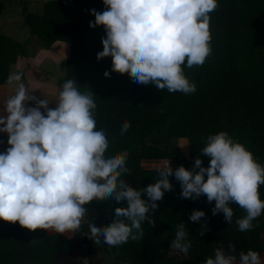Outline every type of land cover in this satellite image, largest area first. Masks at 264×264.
<instances>
[{
	"label": "trees",
	"instance_id": "obj_1",
	"mask_svg": "<svg viewBox=\"0 0 264 264\" xmlns=\"http://www.w3.org/2000/svg\"><path fill=\"white\" fill-rule=\"evenodd\" d=\"M5 2L0 0V10ZM23 4V26L42 47L47 49L56 41L68 44L63 74L56 83L62 91L71 79L81 93H92L97 106L96 130H104L109 141L105 157L126 154L129 173L120 179L130 186L140 190L159 179L157 170L140 166L144 158H167L173 169L184 166L192 170L196 158L204 167L210 166L211 158L202 155L201 149L208 136L221 131L245 145L264 166V0H218L219 7L210 13L211 54L202 66L182 65L190 82L197 85L196 92L190 94L159 90L151 83L138 84L127 73L111 71V57L98 61L106 30L103 26L92 28L90 22H95L92 9L100 13L107 10L103 0H44L35 10ZM29 42L14 39L0 25V83H7L18 57L27 58ZM106 71L111 73L109 78ZM125 121L131 126L122 135ZM181 139H187L186 152ZM169 179L173 190L166 191L157 201L158 209L148 213L155 227L145 220L143 239H129L120 246L102 243L109 259L106 264H203L214 258L217 248L229 253L231 245L236 247L237 260L241 251L249 249L262 256L264 213L253 221L258 226L241 232L236 220L246 212L239 205L230 203L234 216L229 224L223 212L213 215L215 201L209 203L206 195L195 200L182 198L180 182L174 175ZM259 193L264 200V184ZM143 198L148 199L146 193ZM127 206L126 200H93L85 205L81 231L71 236L44 229L32 231L19 222L0 219V264H84L83 258L89 264H102L94 254V245L86 243L87 248H82L80 233L88 237V223L109 226L115 219V208ZM196 210L205 212L199 222L190 219ZM181 223L192 244L187 255L171 249Z\"/></svg>",
	"mask_w": 264,
	"mask_h": 264
},
{
	"label": "clouds",
	"instance_id": "obj_2",
	"mask_svg": "<svg viewBox=\"0 0 264 264\" xmlns=\"http://www.w3.org/2000/svg\"><path fill=\"white\" fill-rule=\"evenodd\" d=\"M103 13L91 10L95 22L103 26V51L97 59L112 58V70L129 74L138 84H153L169 92L195 93L182 65L202 66L212 52L210 13L218 0H103ZM24 73L13 71L7 83L15 89L0 117V132L9 136L10 147L0 153V219L29 230H52L60 234L81 231L85 205L93 200L127 201V207L115 208L109 226L89 224L88 236L95 242L120 246L131 239L144 238L142 222L155 227L148 213L155 212L166 191H172L169 177L175 176L182 187L181 197L198 199L206 195L215 201L213 215L224 213L231 224L235 203L246 215L236 220L239 231L248 232L258 225L253 221L264 213L259 186L264 184V166L245 145L226 131L207 137L202 155L210 157V166L196 158L192 170L171 167L165 161L156 170L159 179L137 190L120 177L129 173L126 154L106 158L109 141L104 130H96L92 93H81L76 81L67 80L49 108V99H37L22 81ZM109 78L111 73H104ZM35 101L36 107H26ZM41 109H44L42 113ZM46 113V114H45ZM125 121L123 135L130 128ZM199 169V171H197ZM205 176L207 179L205 180ZM146 193L147 200L143 198ZM205 212L194 211L190 219L199 222ZM203 236L204 232H200ZM185 224L177 225L171 249L188 254L192 247ZM235 245L230 252L217 248L203 264H237ZM172 254V253H170ZM239 264H264L260 253L249 249L239 254Z\"/></svg>",
	"mask_w": 264,
	"mask_h": 264
},
{
	"label": "crops",
	"instance_id": "obj_3",
	"mask_svg": "<svg viewBox=\"0 0 264 264\" xmlns=\"http://www.w3.org/2000/svg\"><path fill=\"white\" fill-rule=\"evenodd\" d=\"M44 1V0H42ZM41 1V2H42ZM23 2L26 3V8L28 10H35L38 8L37 4L30 7L28 0H6V4L3 6V8L1 7L0 10V25L3 26L4 30L7 32V34L11 35L14 39L19 40L16 36V34H14V32L17 33V30H19V33L22 34V27H23V15H22V11H23V7L24 4ZM37 6V7H36ZM21 41V40H19ZM67 43L63 42V41H56L54 42L48 49H46L45 51H39V54H43L46 57L50 56V53L53 54V56H57L56 53H54V51L52 50L53 47H59L64 49L65 47H67V45H65ZM68 48V53H69V46ZM46 52V54H45ZM42 56V57H45ZM68 56V55H67ZM45 57V58H46ZM25 57H18L16 60L15 65L13 66V71H18V72H23L24 75L22 77V81L23 83H25L27 89L29 92H32V95L35 96L37 99L39 100H43L46 98L49 99V101H51L49 103V108L55 109L57 107L56 104V100L58 99L59 96V92L60 89L56 83V78L53 76H42V77H37L32 75V70H34L36 68V66L34 67L32 65L31 62H27L28 64L26 65L25 68L22 69V66L18 67V62L19 59L22 60ZM55 58V57H54ZM28 61H33L32 59L28 60ZM21 62V61H20ZM28 69H31V71L28 73ZM11 71V72H13ZM15 94V89L13 87H11L10 85H8V83L5 82H1L0 83V117H6L7 116V112H6V102L9 99V97H11L12 95ZM26 107H36V103L35 101H29L26 104ZM42 113H44V109H41ZM46 114V113H45ZM0 127H4L3 125H0ZM8 139L9 136L7 133H2L0 132V153H4L6 152V150L10 147V145L8 144ZM48 233H54L55 231L52 230H46ZM73 233H64L62 235L64 236H71ZM83 232L80 233V238L83 240L84 238H88V237H83ZM88 240V239H86ZM87 243V242H86ZM83 245V244H82ZM174 253H178L180 254L179 251H174ZM261 258L262 260H264V252H262L261 254ZM237 264H239V260H237Z\"/></svg>",
	"mask_w": 264,
	"mask_h": 264
},
{
	"label": "rangeland",
	"instance_id": "obj_4",
	"mask_svg": "<svg viewBox=\"0 0 264 264\" xmlns=\"http://www.w3.org/2000/svg\"><path fill=\"white\" fill-rule=\"evenodd\" d=\"M41 1L42 0H28V3L30 5V7H32L36 4L38 6ZM14 34H16V35L19 34L16 37L21 41H25L28 39L30 40L29 45H28L27 58H23L22 60L19 59V62H18L19 69L21 66H22V69L25 68L26 65L29 62H31L34 67L36 66V68L34 70H32V75H34V76L42 77L45 75H48V76L51 75V76L57 78L59 75L63 74L64 61L68 55V48H67L68 45L67 44H65V45H67V47H65L64 49H62L60 47L58 49V47H56V46L53 47L52 50L54 51V53H56V55L58 54L57 56H54L55 58L51 57V56H53V54H51V53H50L49 57H46L43 54H39V51H41V50L45 51L46 48L41 46L39 39L37 37L33 36V38H32L31 34L29 33V31L27 30V28L25 26L22 27V34L19 33V30H17V33L14 32ZM45 54H46V52H45ZM42 56H45L46 58L42 57ZM30 59H32L33 61H28ZM28 70H29L28 71V73H29L31 71V69H28ZM180 145H181V148L186 152L187 151V139H181ZM161 158H164V157H161ZM165 159H167V158H165ZM170 164H172V163H170ZM86 239H88V240H86ZM86 242L89 245H94L96 251H94L95 253L94 252L93 253L97 256L98 259H101L102 264H106L109 262V259L107 258L106 254L104 253L101 244L98 245L94 239H91L89 237L84 238L82 241V244H83L82 248L83 249L87 248ZM59 261L65 262L63 260V258H60ZM83 263L89 264V261L83 258ZM80 264H82V263L80 262Z\"/></svg>",
	"mask_w": 264,
	"mask_h": 264
},
{
	"label": "built area",
	"instance_id": "obj_5",
	"mask_svg": "<svg viewBox=\"0 0 264 264\" xmlns=\"http://www.w3.org/2000/svg\"><path fill=\"white\" fill-rule=\"evenodd\" d=\"M165 161H170L169 159L165 158H144L140 162V166L144 170H156L160 167ZM171 163V161H170ZM172 166V164H171Z\"/></svg>",
	"mask_w": 264,
	"mask_h": 264
}]
</instances>
